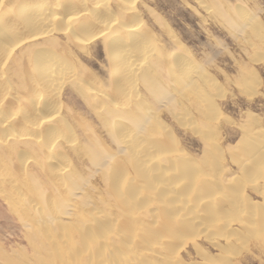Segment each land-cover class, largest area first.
Masks as SVG:
<instances>
[{
	"label": "rangeland",
	"instance_id": "374dc122",
	"mask_svg": "<svg viewBox=\"0 0 264 264\" xmlns=\"http://www.w3.org/2000/svg\"><path fill=\"white\" fill-rule=\"evenodd\" d=\"M28 1L0 0V12L4 16L12 15L21 5L40 7L49 2L31 0L26 3ZM132 2L127 4L126 1L123 4L121 0H62L63 4L59 6L57 14L58 21L48 28L42 27L41 32L48 34L15 45L6 43L13 51L9 61L0 66L3 73L0 72V264H68L70 259L74 260L81 253L79 258L82 260L89 258L88 253L96 257L98 254L97 262L99 264L101 261L102 264L106 249L92 242L96 237H115L121 231L117 224L106 223L98 229L85 219L91 212L110 213L112 218L119 216L104 178L107 169L93 166L91 156L96 152L95 143H98L120 165L124 163L129 168L125 151L122 153L123 150H120V147L123 149L121 143L114 140L113 130L115 124L124 126L128 122L120 114L114 113L118 107H126L124 103L128 102L127 99L118 97L126 89H119L111 79L112 57L106 43L114 37L119 38L117 35L133 20L148 33L145 32L155 48L151 57L145 58L146 65H151L150 76H154L157 81L161 80L166 87L169 85L168 88L177 87L176 81L168 76L158 59L178 49L192 64L189 78L193 88L191 86L185 92L183 89L181 95H174L176 101L165 105L155 101L141 74L139 78L135 77L139 105L152 114L148 123L153 122L154 125L147 123V133H151L152 139L162 141L167 150L174 149L176 154L182 150L181 153L187 159L196 160L193 163L201 162L207 167V173L219 179L216 180L218 183L236 177V187L242 189L244 196L251 203L264 205L263 195L253 187L256 181L264 188V171L258 170L264 166V158L252 153L249 145L251 141L264 142V0ZM84 5L87 7L83 8ZM128 7L133 9L129 10ZM87 8L85 15L94 31L104 30V33L89 40H86V37H90L89 32L76 24L78 19L85 17L83 13L70 21L66 20L70 13L69 17H72L73 13ZM231 19L242 24L238 26ZM72 25H76L75 30ZM19 32L21 38L30 35L28 30ZM125 51L119 54L123 55ZM136 54L141 55L138 52ZM36 55L52 57L50 61L54 62L64 57L70 62L68 70L73 75L58 82L61 84L55 89L58 92L46 89L41 92L35 74L34 77L33 72L32 76L29 74L33 70ZM135 60L138 61L137 58ZM92 94L96 98H92ZM44 98L49 99L50 104L47 100L43 101ZM34 99L38 101L35 103ZM53 99H58V102L53 104ZM44 102L46 106L42 105ZM29 103L31 106L35 104L34 112ZM128 104L130 109L135 106L131 102ZM55 111L57 113L54 114ZM48 116L53 117L50 125L46 123ZM252 133H256L257 137L255 134L256 138L253 137ZM251 135L253 138H250ZM35 138L37 142L34 143ZM41 143L44 146L48 143L46 146H49L43 147ZM208 143H214L217 148L214 156L212 153L213 158L216 156L213 159L215 166H208V163L201 161V157L204 156V160L206 155L209 156L208 160L212 159L211 153L205 154L206 149L211 150ZM45 148L47 152L52 151L50 154L55 159L67 164L71 177L69 180L79 181L81 190L77 188L70 193L68 180L64 182L63 188L55 183L52 173L58 167L53 157H49V152L45 153ZM105 159H102L104 164L107 163ZM248 161L252 162V169L248 175L242 176V165ZM257 161L259 164H256ZM194 170L196 175L200 173ZM62 198H70L77 204V217H60L59 229L53 228L50 223L36 222L40 214L45 216L51 211L58 212L55 206ZM45 199H49L52 206H48ZM22 200L27 201V206L22 204ZM138 208L144 210V206L135 207ZM239 219L237 212L228 213L224 217L225 222L229 221L235 227ZM130 227L126 225L124 228ZM203 243L208 248L209 244L205 240ZM178 248L185 261L194 257L190 240L183 238ZM75 249L78 254L72 253ZM66 252L72 253L70 258L68 253L64 254ZM233 252L239 258H248L241 264H264V254L253 240L236 243ZM136 254L135 258H138V252Z\"/></svg>",
	"mask_w": 264,
	"mask_h": 264
},
{
	"label": "bare ground",
	"instance_id": "6f19581e",
	"mask_svg": "<svg viewBox=\"0 0 264 264\" xmlns=\"http://www.w3.org/2000/svg\"><path fill=\"white\" fill-rule=\"evenodd\" d=\"M42 1L49 2H45V6L40 7H35L36 5L33 7L30 5H21L20 9L17 12H13L12 15L4 16V13L0 12V66H3V64L9 61L11 52L13 51L7 47L8 43L15 45L27 39L45 35L47 32H41L42 27L43 29L44 27L48 28L49 25L58 21L59 17L57 14L59 12V6L63 4H61L62 0ZM121 1L123 4L126 3V1L128 2L127 4H133L134 2H132V0ZM30 2L31 0L26 3ZM86 7L85 5L83 6V8ZM131 8L132 7H128L127 9L130 10ZM90 9L91 8H89V11ZM86 12H88V8L84 10L81 9L80 12L76 14L73 13L72 17H69L72 14L70 13L66 20L70 21L79 13H83L85 17L78 19L76 24L80 27H84V29L87 30L86 32H89L90 37H86V40H89L104 33V30L102 32H95L92 24L88 22V17L85 15ZM9 19L12 20L10 21ZM236 24L239 26L242 23L238 24V22H236ZM243 25H245V21ZM72 26L75 30L76 25ZM232 26L234 27V25ZM23 29L30 31L28 37L21 38L22 36L19 35V31ZM145 32L146 31L142 30L140 24L136 20H133L125 27L120 35H117L119 38L114 37L110 40L108 39L109 41L106 43L112 57L111 79L115 81L114 84H116L119 89H126L119 93L118 97L122 100L126 98L128 102H131L135 106L133 109L131 106L130 109L127 107L128 102H125L124 106L126 107H118L117 110L114 111V113L116 112L123 116V120L126 122L128 120L126 123L127 125L124 126L123 124L116 125L114 123L115 127L113 130L115 138H113L121 143L123 149L120 147V150H123L122 153L125 151L129 168L127 169V165L125 166L124 163L120 165L115 160L114 156L107 153V150V152H105L101 149L98 143H95L96 152L92 153L91 156V163L93 166H101L102 170L107 169L104 178L110 192L109 195H111L110 198H113L112 204L118 208L119 216L113 215L114 218H112L109 216L110 213L108 215L104 212H91L85 220L87 223H90L92 227L96 228L103 227L106 223L113 225L117 224L121 229L119 233L125 236L122 237L121 234L117 232L115 237L107 235L94 239L92 242L94 245L102 246L106 249L103 258L104 262H102V264H136L137 262L140 264H241L243 261L248 260V258H239L237 253L233 252V249L236 243H246L250 240H253L260 252L264 254V205L262 206L259 204V206L257 202L256 204L251 203L247 197L244 196L242 189L236 187V177H230V180L228 179V181L218 183L216 180L219 179H217L214 174L207 173L205 169L207 167L203 166L200 161L198 162L202 165L200 163H193L192 161L196 162V160L192 158H189L190 160L187 159L188 157L182 154L183 152L181 153L182 150L177 154L175 153L177 151L174 152V149L167 150L168 148L166 149L163 147L164 143L162 141L155 138L152 139L151 133H147L146 125L152 117V114L139 105L140 101L136 92V78H139L140 74L142 75L149 92L152 94L155 101L161 104H169L173 100L176 101L177 99H175L174 95L177 93L180 94L183 89L184 92L187 88H189L187 90H190L191 86L193 88V82L191 78H189V74H191L189 73V69L192 68V66H190L192 64H190L191 62L187 56L182 55V53L180 54L179 49L165 55L162 54L163 56L158 59L162 67L167 70L168 76L173 81H176L177 87L173 86L172 88H168L169 85L166 87L160 82L161 80L157 81L153 78L154 76L152 77L149 75L151 65H146L145 58L151 57L155 48L150 43L149 36L147 35L148 33L146 32V34ZM130 49L132 51H130ZM121 51H125V53H123V55L119 54ZM133 52H135V54L138 52L141 55L136 54L138 55L136 56ZM47 53H50V51ZM42 54L44 53L42 52ZM133 55L134 57L136 56L135 59H138L137 62L133 58ZM36 56L34 58L35 64L33 70H30L29 74L31 75V72H33V77L35 74L36 81L40 83L38 87H41V92L42 89L48 91L58 89L56 87L61 85L58 82L72 77L73 74L68 70L70 69L69 66H71L70 62L64 59V57L54 62L50 61L52 57L49 58L48 55V57L44 58L40 56L36 58ZM72 70L74 69L72 68ZM0 72L2 73V69ZM23 73H25V71ZM40 89H38V91H40ZM192 93H194V91H192ZM55 95L56 94H54V96ZM91 96L92 98H96L94 94ZM45 98L42 100H47L46 102H48L49 99ZM35 99L33 102L38 101ZM52 101L53 104H56L58 99L57 101L56 99ZM46 102L42 105H45ZM29 105L31 106L30 103ZM34 107L35 104L31 106L32 109L29 108L34 112ZM55 113L57 112L55 111L54 114ZM110 113L109 115L112 116ZM52 119V116L47 118V122L45 121L47 125L51 124ZM152 123L150 122L148 124L152 125ZM155 131L156 130H154V132ZM208 131L210 130L208 129ZM205 132L207 131L205 130ZM208 134L207 132V135ZM252 134L253 137H257L256 133ZM18 136L20 135L18 134ZM251 137L252 135L250 138ZM36 138L38 139L39 137ZM36 138L34 143L37 142ZM163 139L166 141L165 138ZM254 142L252 143L251 141L249 144L251 145L250 151L256 156L264 158V142H262V140L259 141L262 143L257 141L259 144ZM46 144L45 146L42 144L43 147L49 146H46ZM50 145L53 144L51 143ZM207 146L211 150L207 151L206 149L205 154L211 153L210 155L212 156L213 153L214 156L217 152L215 144L208 143ZM48 152L50 157L52 151L49 150ZM48 152L46 149L45 153ZM174 153L176 155H173ZM47 156L48 155H46V157ZM213 156L210 157L212 158L211 160H208L209 156L207 157V155L205 157L206 159L203 160V156L201 157V161L208 163V166H215L216 162L213 159L216 158V156L214 158ZM52 157L53 155L50 158ZM103 157L107 159V163L105 162L106 164H104V162L102 163ZM53 161L58 167L53 173L51 172L53 179L60 188H63L64 182L67 180L70 181L69 179L71 178H69L67 164L63 160L55 159L54 157ZM254 161L256 162V160H252V162ZM47 162L48 161H46V163ZM248 162L249 163L244 165H242L243 163L241 164L242 176L248 175V171L252 169V162ZM256 164H259V162ZM107 166L108 168H106ZM53 168L55 167L53 166ZM194 169H197L200 173L198 172V175H196ZM129 170H132V173L129 172ZM258 170H260V172L264 171V166ZM254 172L256 171H253V173ZM74 178L75 177H73V179ZM254 184L256 187H253L257 188V191L261 193L263 195L262 198H264V188L258 182L256 183V181ZM68 185L70 186V193L72 190L75 191L77 188L80 189L79 181L77 180L70 181ZM253 191L255 192L256 189ZM17 194H15L16 197H18ZM45 203H47L48 206H52L49 199H45ZM22 204L27 206V201L22 200ZM137 206H144V210L141 211V208L135 209ZM55 207L58 209V212L51 211L45 216L40 214L36 222L39 224L50 223L53 228L59 229L61 223L58 219L60 217L73 218L77 214V204L70 198L60 199ZM232 212H237L240 215V219L235 223L237 227L233 226L229 221H224L225 215ZM126 225L131 227L126 229L124 228ZM114 233H116V231H114ZM183 238L190 240L194 248V257L190 258L188 261L183 259L180 249L178 248ZM203 240L209 244L208 248L204 246ZM76 249L72 251V253L75 252L76 254L78 252ZM215 251L216 253L214 254L213 252ZM137 252L138 258H135ZM70 253L67 254L68 257ZM80 255L78 254V257L74 260L70 259L71 262H69L70 257L67 258L68 264H98V254L96 257L95 254L88 253L89 258L84 260L79 258ZM99 264H101V261Z\"/></svg>",
	"mask_w": 264,
	"mask_h": 264
}]
</instances>
